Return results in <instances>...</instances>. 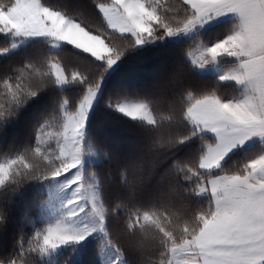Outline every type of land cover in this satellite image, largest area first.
<instances>
[{
	"label": "snow or ice",
	"instance_id": "1",
	"mask_svg": "<svg viewBox=\"0 0 264 264\" xmlns=\"http://www.w3.org/2000/svg\"><path fill=\"white\" fill-rule=\"evenodd\" d=\"M93 2L99 22L85 25L43 0H0V36L8 47L38 35L51 43L67 41L100 61L102 72L145 40L224 18L230 27L211 43L197 41L187 55L197 66L219 56L233 58L217 80L235 81L242 91L222 98L214 83L199 91L184 88L167 99L116 104L158 130L154 142L166 150V162L153 161L147 169L143 163L119 164L114 176H101L82 161L85 152L99 148L85 135L99 77L87 79L53 53L0 77V121L51 85L69 79L84 84L77 100L62 96L38 122L31 143L0 154V200L33 180L48 179L54 191L68 190L56 218L22 237L16 254L0 258V264H29L35 254L93 231L102 234L99 248L111 253V264H264V151L238 166L222 163L249 137L264 140V0ZM6 51L0 47V53ZM192 138L199 141L194 155L168 159ZM157 175L163 190L141 193ZM109 184L115 196L108 195ZM5 216L0 203V221Z\"/></svg>",
	"mask_w": 264,
	"mask_h": 264
},
{
	"label": "trees",
	"instance_id": "2",
	"mask_svg": "<svg viewBox=\"0 0 264 264\" xmlns=\"http://www.w3.org/2000/svg\"><path fill=\"white\" fill-rule=\"evenodd\" d=\"M43 2L85 25H94L100 19L93 0ZM219 26H207L202 31L198 29L186 36L164 35L162 38L145 40L141 45L127 48L116 58L117 63L112 69L105 65L102 72L100 61L70 43L52 48L50 39L47 38H21L13 48L8 47L9 41L0 36V47H7L6 52L0 53V77L10 74L26 61L47 53L57 55L66 66L77 70L89 80L99 77L101 91L89 115L85 131L86 138L99 148L92 151L93 159L86 162V168L91 166L101 176H106L109 172L114 176L118 165L131 151L143 148L151 128L146 122L117 110V102L167 99L184 88L199 91L214 83L218 95L222 98L229 97L225 89L231 90L234 87L232 81L220 82L215 72L196 69L187 56L188 49L194 47L200 38L219 33ZM227 28L225 26L226 30ZM83 87L84 84L79 79L66 80L61 86L51 85L31 97L14 116L0 121V154L19 151L31 143L34 127L56 108L57 101L63 96L70 103L74 102L82 94ZM198 143L196 138L185 141L169 159L194 155ZM250 147L252 146H249V150ZM102 151H107L109 155L102 156ZM246 157L245 151L236 150L222 163L226 166H238ZM48 181H28L10 196L0 200L6 208V216L0 221V258L15 255L18 241L41 227L38 216L40 204L46 199L44 187ZM107 191L110 197L116 195L111 184ZM2 192L3 189L0 188V193ZM100 237L101 235H95L81 243L69 244L53 254L52 258H45L42 253H37L29 264H102Z\"/></svg>",
	"mask_w": 264,
	"mask_h": 264
},
{
	"label": "rangeland",
	"instance_id": "3",
	"mask_svg": "<svg viewBox=\"0 0 264 264\" xmlns=\"http://www.w3.org/2000/svg\"><path fill=\"white\" fill-rule=\"evenodd\" d=\"M205 25H206V23L203 24V25H198V26H196V27H194V28H192V29H190V30H188L186 32L185 31H180V32L169 34V35H177V34L181 35V34H183L184 36H186L187 34L195 32L198 29H200V31H202V28ZM225 26L226 27H230V24H227V25L224 24V25L219 26L220 29H219V31H217L219 33H217V34L213 33V34H211L209 36H205L203 38H200L199 41H206L208 43L213 42L215 39L219 38L226 31ZM198 35H199V33H198ZM24 38L25 39H35V38H47V39H50L49 37H46L44 35H38V36H32V37H24ZM64 43H68V42L67 41H57L55 43H51L50 42V45H51L52 48H58L61 45H63ZM13 48H15V46H13ZM189 59H190V61L192 63V60H191L190 57H189ZM232 60H233V58L228 57V56H219L215 60H211L208 63L203 64L201 66H197L195 64H193V65H194V67L196 69L202 70L203 72H215L216 73V78H217L232 63ZM116 63H117V60L115 59L112 64L108 65L109 68L112 69L116 65ZM230 81H232V80H224V81H220V82H230ZM64 82L59 84V86H61ZM232 83H233L234 87H232L231 90L228 89V88L225 89V92H227V94L229 96L233 95V94H236L237 91H240L238 89V87L236 86L237 85L236 82L232 81ZM100 91H101V86H98L96 94H95V96L93 98V101L91 103V106H90V108L88 110L87 121H88L89 115H90V113H91V111H92V109H93V107H94V105H95V103L97 101V98L99 96ZM135 102H141V101L123 100V101L117 102L116 104H118V103H135ZM115 108L118 110V108L116 106H115ZM87 121H86V124H87ZM85 131H86V125H85ZM91 159H93V153L92 152H85V154H84V156L82 158L83 166L85 168H86V162L90 161ZM44 191L46 192V199L40 204L41 211H40V214L38 216L39 217L40 226L44 225L45 223L51 222L52 220H54L56 218V212L59 209L60 202L64 198H66V196L68 194V190L54 191L50 187V180L47 182L46 186L44 187ZM50 193H51V196H50ZM95 235H102V234H100L97 231H93V232L89 233V235L86 236L81 241L68 242V243H65V244L58 245L55 248L48 249L46 252L42 253L43 257L52 258L53 254L57 253L59 250L63 249L67 245L81 243V242L85 241L87 238L95 236ZM100 256H101L102 264H111V261H110L111 253L108 250H104L103 254H101Z\"/></svg>",
	"mask_w": 264,
	"mask_h": 264
},
{
	"label": "clouds",
	"instance_id": "4",
	"mask_svg": "<svg viewBox=\"0 0 264 264\" xmlns=\"http://www.w3.org/2000/svg\"><path fill=\"white\" fill-rule=\"evenodd\" d=\"M158 130L155 128H150L147 135L146 143L140 150H133L129 153L127 158L121 163L125 166H132L139 163H143L144 167L147 169L150 167L153 161L163 164L166 162L167 152L164 148L158 147L155 144V138ZM169 159V157H168ZM163 190V185L159 182V176H153L152 179L146 182V184L141 188L140 192L153 191L158 192ZM135 264V261L132 262Z\"/></svg>",
	"mask_w": 264,
	"mask_h": 264
},
{
	"label": "crops",
	"instance_id": "5",
	"mask_svg": "<svg viewBox=\"0 0 264 264\" xmlns=\"http://www.w3.org/2000/svg\"><path fill=\"white\" fill-rule=\"evenodd\" d=\"M227 25V24H230V21H228V20H225L224 18H216L215 20H214V22H208V23H206V25L203 27V28H205V27H211V26H215V25ZM237 87H238V89L240 90V91H242V88H241V86H238V85H236ZM235 86V87H236ZM240 91H237V93L238 92H240ZM209 135H211V136H214V134L213 133H208ZM249 146H252V147H250L251 149L249 150L248 148H249ZM236 150H242L243 152L245 151V153L247 154V157H250V156H253V155H255V154H257L258 152H261V151H264V140H262V138L261 137H259V136H252V137H249L246 141H245V143L243 144V145H240V146H238L236 149H233V150H231L229 153H227L226 155H225V157H224V159L229 155V154H231L232 152H234V151H236ZM252 153V154H251ZM224 161V160H223ZM222 161V162H223Z\"/></svg>",
	"mask_w": 264,
	"mask_h": 264
}]
</instances>
